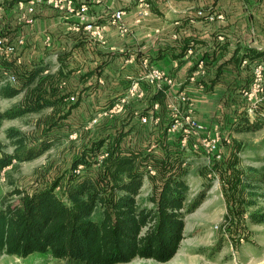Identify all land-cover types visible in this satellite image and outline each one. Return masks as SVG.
Returning <instances> with one entry per match:
<instances>
[{"label":"crops","instance_id":"1","mask_svg":"<svg viewBox=\"0 0 264 264\" xmlns=\"http://www.w3.org/2000/svg\"><path fill=\"white\" fill-rule=\"evenodd\" d=\"M34 1L0 0V37L25 41L11 59L16 71L42 68L36 83L22 94L38 87L41 93L50 95L53 88L56 96H65L62 105L77 104L63 121L69 122L76 115L80 119L88 112H97L95 116L103 112V122L112 123L123 116L133 118L134 124L142 116L152 118L154 104L159 103L162 114L160 110L156 114L160 122L164 118L170 122L168 104L183 91L194 102L195 118L219 129L223 141L233 138V129L242 118L255 120L249 116L253 102L244 93L251 90L254 67L264 64V0H74L89 6L88 22L105 25V44L92 40L83 30H74L76 18L56 9L49 0L33 4L34 22L28 25L24 16ZM118 10L125 12L126 36H121L112 23L111 15ZM141 10L145 15L139 18ZM198 12H204V16ZM211 14L217 16L215 20L208 19ZM145 58L173 77L176 84L168 96L164 94L162 104L152 100L155 89L142 81L146 96L129 98L122 111L114 113V106L127 96L132 81L141 80L145 71L141 61ZM200 64L207 75L197 83L189 82ZM53 65H57L56 70H52ZM98 70L106 86L97 84ZM56 108L63 109L61 103ZM253 111L264 115V99ZM85 119L80 125L87 128L89 120ZM139 132L135 127L128 139L135 142L141 136ZM167 135L182 140L181 134L169 129ZM157 136L154 132L151 151L159 155ZM185 149L189 152L191 145ZM193 157L190 155L186 164ZM145 182L151 192V181Z\"/></svg>","mask_w":264,"mask_h":264},{"label":"trees","instance_id":"2","mask_svg":"<svg viewBox=\"0 0 264 264\" xmlns=\"http://www.w3.org/2000/svg\"><path fill=\"white\" fill-rule=\"evenodd\" d=\"M11 62L5 61L0 70V100L18 97L36 83L42 72L39 66L32 71H16ZM8 72L16 76L17 84L7 80ZM28 91L20 104L5 111L0 107V131L6 121L48 108L58 115L54 122L62 123L77 105L63 106L65 96H56L53 88L50 95L41 93L38 87ZM152 100L163 104L164 94H154ZM59 103L63 109L56 108ZM132 119L121 116L112 123L101 121L93 131L80 125V135L90 146L74 157L71 170L60 180L65 179L62 191H58L56 182L34 192L15 189L7 197H18L16 204L0 196V256L49 254L80 264H129L134 260L168 263L175 258L185 239L186 217L206 201L211 186H204L203 191L190 197L186 162L193 152L181 146L179 136L173 139L167 135L169 118L155 127L141 120L133 124ZM241 120L236 128L239 132H254L264 126V120ZM69 126L65 128L70 134L75 128ZM135 127L141 135L136 142L148 148L154 132L158 133L155 143L159 155L148 148L139 153L129 145ZM8 137L14 152L11 156L0 155V171L13 161H33L51 147L20 130H11ZM101 156L105 157L100 160ZM149 166L156 171L155 176L149 175ZM146 179L152 183V193L141 204ZM242 183L258 191L264 184V173L250 167L243 173ZM249 220L253 225H264V212L251 213Z\"/></svg>","mask_w":264,"mask_h":264},{"label":"rangeland","instance_id":"3","mask_svg":"<svg viewBox=\"0 0 264 264\" xmlns=\"http://www.w3.org/2000/svg\"><path fill=\"white\" fill-rule=\"evenodd\" d=\"M141 62L144 66L143 60ZM56 67L57 65H53L52 70H56ZM96 76L97 84L106 86L100 80L99 70ZM26 96L25 93L11 100H0V107L5 111L20 104ZM96 113L80 115L81 120L76 115L69 122L61 123L54 122L58 115L48 108L37 114L4 122L0 131V155L11 156L14 152L13 141L8 137L11 130H20L30 139L37 136L51 144V147L33 161H13L0 171V196L6 198L7 203L16 204L18 197H7L15 189L34 192L56 182L58 191H62L65 179L61 182L60 180L71 170L74 157L90 146L87 139L80 135V124L88 118L89 125L85 128L93 131L101 118L106 117L103 112H98L103 117L95 116ZM69 125L75 128L70 134L65 128ZM236 128L237 126L231 134L233 138L223 141V161L213 162L198 151L193 152L194 157L190 159L189 166L186 165L190 197L203 191L204 186L211 188L207 191V199L201 207L186 217L185 239L175 258L168 263L134 260L129 264H264V225H253L249 220L251 213L264 212V184L258 191H252L242 183V175L250 167L264 173V140L258 141L264 139V126L254 132H239ZM129 145L135 151L148 148L143 142L130 141ZM151 146L152 143L148 149L152 150ZM148 186L143 188L139 198L141 204L152 193ZM0 264L80 263L55 259L49 254H34L27 258L3 254L0 256Z\"/></svg>","mask_w":264,"mask_h":264},{"label":"built area","instance_id":"4","mask_svg":"<svg viewBox=\"0 0 264 264\" xmlns=\"http://www.w3.org/2000/svg\"><path fill=\"white\" fill-rule=\"evenodd\" d=\"M42 0H36V2H41ZM28 8V14L24 16L25 22L27 24H33L34 22V3ZM56 9L66 13L67 16H72L76 18V24L74 25V30L85 31L89 34L92 40L100 42L102 44L106 43L105 40V25L97 22H88L87 15L89 12V6L86 3L77 4L74 0H49ZM145 15V10H141L138 14L139 18ZM198 15L203 17L204 12H198ZM112 23L118 26L119 33L121 36H126L128 34V29L124 25L125 12L123 10H118L112 15ZM210 21L215 20L214 15H208ZM140 22V19L137 20ZM25 41L23 38H16L15 40L9 38L8 36L0 37V70L4 69V62L9 61L17 53L18 49L23 47ZM144 72L141 80H134L128 88L127 96L124 97L120 103L114 106L113 112L118 113L122 111V108L129 98H144L146 96V91L144 90L141 82L144 81L148 85H151L156 93L162 92L168 96L170 88L176 84L173 77H171L164 70L154 66L149 58L143 60ZM207 75V70L200 64L198 69L194 71L189 76V82L197 83L203 77ZM7 80L12 84H17V78L12 73H6ZM253 84L250 91H245V96L249 101L253 102V107L249 111V116L251 119H256L261 117L264 119V115L258 116L254 113L253 109L256 105L264 99V64L260 63L253 69ZM168 109L171 112V121L169 124V131L172 133L181 134V146L183 148H188L191 145L192 152L200 151L209 160L213 162H221L224 160V145L223 137L219 129L210 128L205 124L198 121L194 116V102L190 98L187 92H180L177 96L173 98L168 104ZM160 110L159 103L154 104V115L152 118L148 116H142L141 122L143 124L151 123L157 126L160 123L161 117L156 113ZM151 151V150H150ZM105 156H101L102 160ZM80 166L77 170H81ZM149 175L155 176L156 171L152 167H148Z\"/></svg>","mask_w":264,"mask_h":264}]
</instances>
